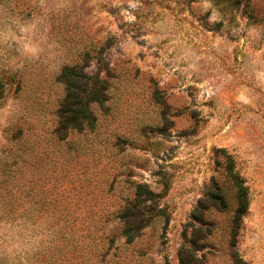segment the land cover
Returning <instances> with one entry per match:
<instances>
[{
	"label": "rangeland",
	"instance_id": "1",
	"mask_svg": "<svg viewBox=\"0 0 264 264\" xmlns=\"http://www.w3.org/2000/svg\"><path fill=\"white\" fill-rule=\"evenodd\" d=\"M0 264H264V0H0Z\"/></svg>",
	"mask_w": 264,
	"mask_h": 264
},
{
	"label": "trees",
	"instance_id": "2",
	"mask_svg": "<svg viewBox=\"0 0 264 264\" xmlns=\"http://www.w3.org/2000/svg\"><path fill=\"white\" fill-rule=\"evenodd\" d=\"M234 1L236 3L237 2L241 3L243 1L246 2L247 0H234ZM236 186L238 188V194H237V208H236V210L234 212V218H233L234 220L242 218L243 215L246 214L247 208H248V200H247V197H246L245 188L241 186L240 182H237Z\"/></svg>",
	"mask_w": 264,
	"mask_h": 264
}]
</instances>
